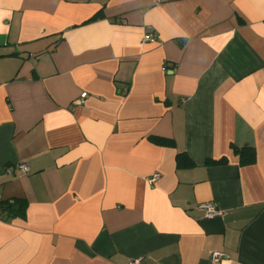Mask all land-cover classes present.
Segmentation results:
<instances>
[{"label":"crops","instance_id":"obj_1","mask_svg":"<svg viewBox=\"0 0 264 264\" xmlns=\"http://www.w3.org/2000/svg\"><path fill=\"white\" fill-rule=\"evenodd\" d=\"M15 198L0 264H264V0H0Z\"/></svg>","mask_w":264,"mask_h":264},{"label":"trees","instance_id":"obj_2","mask_svg":"<svg viewBox=\"0 0 264 264\" xmlns=\"http://www.w3.org/2000/svg\"><path fill=\"white\" fill-rule=\"evenodd\" d=\"M100 17H103V13H98L96 14L90 21L93 20H97ZM163 140V139H162ZM164 142L168 143V141L164 140ZM235 152L240 155L242 163H251L254 161L255 159V154L254 151L251 150V148H236ZM187 159H189L187 157V155H179V165L181 166H186V162ZM183 161V162H182ZM214 164V161H207V164ZM0 208L2 213H4V215L8 216V217H24L25 216V209H26V201L22 200V199H9V200H5V201H1L0 202Z\"/></svg>","mask_w":264,"mask_h":264},{"label":"built area","instance_id":"obj_3","mask_svg":"<svg viewBox=\"0 0 264 264\" xmlns=\"http://www.w3.org/2000/svg\"><path fill=\"white\" fill-rule=\"evenodd\" d=\"M155 3H159L161 2V0H154ZM156 41V36L153 33H147L144 36L143 42H154ZM85 97L86 94H83L81 96V98L75 100V102L73 103V106H81L85 103ZM21 172L23 174H27L28 173V166L26 164H21L19 166ZM160 176L156 175L154 178L150 179L149 181L151 183L155 182ZM199 209L203 212V218H216V217H220L222 215V212L211 202L208 203H203L199 205ZM225 257L224 253L215 251L211 253V260L213 262H219L222 258ZM140 260L137 259L133 262H131L130 264H139Z\"/></svg>","mask_w":264,"mask_h":264}]
</instances>
